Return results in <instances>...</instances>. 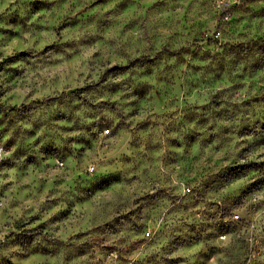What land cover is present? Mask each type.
Instances as JSON below:
<instances>
[{"label":"clouds","instance_id":"obj_1","mask_svg":"<svg viewBox=\"0 0 264 264\" xmlns=\"http://www.w3.org/2000/svg\"><path fill=\"white\" fill-rule=\"evenodd\" d=\"M250 6L195 0L218 26L193 40L161 26L177 14L101 13L58 32L60 0H0V15L22 8L19 26L0 23L20 31L0 37V62L27 53L0 71V104L18 108L0 125V264H264V174L220 173L237 154L264 164L246 134L264 93L241 78L251 50L227 28Z\"/></svg>","mask_w":264,"mask_h":264},{"label":"rangeland","instance_id":"obj_2","mask_svg":"<svg viewBox=\"0 0 264 264\" xmlns=\"http://www.w3.org/2000/svg\"><path fill=\"white\" fill-rule=\"evenodd\" d=\"M19 2V0H18ZM27 5H32V0H25ZM61 7L65 4L68 5V17H61L63 23L59 25L58 32H62L65 27L78 28L80 26H87L90 24H97L99 27V19L101 13L103 15H110L113 13L122 14L124 16L139 14L141 11L145 15L155 10L156 14H177L173 17L171 21L167 18L162 20V27H168L170 24L178 29L174 33L177 39L191 36L193 40H199L203 36L205 30L209 27L218 26L215 14L211 15L208 21L205 23L198 18L193 12L195 7V0L188 3L187 5H182L179 0H154L153 3H145L144 0H60ZM114 5V7H109ZM250 15H233L232 20L227 25L229 33H239L240 36L247 38V44L244 47L249 48L251 51L247 54L248 58V69L247 72L241 77L242 79H251L254 83L253 88L257 89L259 92L264 93V76L261 72H264V0H250ZM203 6V5H201ZM36 10L47 11L41 5H33L31 8V13L34 14ZM99 10V11H98ZM22 8H16L15 11H11L10 14L0 15V23L5 21L8 24L19 26L22 23ZM74 13V15H72ZM30 18V16H29ZM55 19V18H54ZM41 28L44 26L41 25ZM124 28L127 29L128 25L125 24ZM51 31H57V25L53 23L50 27ZM105 30H107L105 28ZM0 37L5 38L8 43H11L15 38L20 37V31H14L12 28H0ZM60 45L53 43L51 45H46L44 51L47 52L50 49L58 48ZM3 55V53H0ZM27 53H17L15 56H7L0 62V71H3L11 63H15L19 59H24ZM227 59V58H226ZM195 68V66H193ZM9 81L14 80L18 73L15 69H9ZM259 81V86L255 83ZM219 83L220 80L215 81ZM196 88H193V94L197 88L201 85L199 81H193ZM3 95V92H0ZM11 99V98H10ZM264 101V96H259L253 98V102L260 103ZM23 107V105H21ZM18 111V108L14 104H9L7 110H5V105L0 104V113H4L0 116V125L7 122L8 117L12 116ZM10 130V126L0 127V140H2ZM246 134L253 135V141L249 143V149L252 145L257 147L264 146V115L261 116L255 122V126L252 127L251 131ZM214 139L210 137V140ZM8 145L13 143L9 140ZM194 146V145H193ZM7 150V149H6ZM217 150V149H214ZM245 151V149H241ZM19 151V149H18ZM198 157H193L188 161L189 170L197 163ZM247 170L248 174L252 177L260 176L264 174V164H257L254 161H249L247 164L240 163V156L237 154L231 162L228 164L227 169L220 168V173L225 171L228 174L239 173ZM220 173L212 174L210 178H214L215 175ZM84 186V185H82ZM255 186V185H253Z\"/></svg>","mask_w":264,"mask_h":264}]
</instances>
